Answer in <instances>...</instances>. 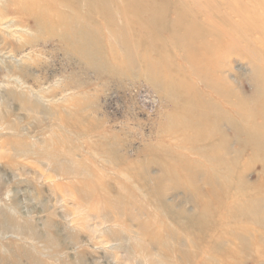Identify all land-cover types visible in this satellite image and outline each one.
Masks as SVG:
<instances>
[{
  "label": "rangeland",
  "instance_id": "obj_1",
  "mask_svg": "<svg viewBox=\"0 0 264 264\" xmlns=\"http://www.w3.org/2000/svg\"><path fill=\"white\" fill-rule=\"evenodd\" d=\"M37 1L0 0V264H264V0Z\"/></svg>",
  "mask_w": 264,
  "mask_h": 264
},
{
  "label": "bare ground",
  "instance_id": "obj_2",
  "mask_svg": "<svg viewBox=\"0 0 264 264\" xmlns=\"http://www.w3.org/2000/svg\"><path fill=\"white\" fill-rule=\"evenodd\" d=\"M53 3H55V0H38V1H37V4L34 5L33 8H31L30 10H29V8H28L26 5H24V4L19 5L17 9H18L20 15H22V16H24V17H25V15H28V16H29L28 19L32 20L33 27L39 29V28H41L42 25H43V23L41 22V20H42L43 18H46V17L49 18L50 16H49L48 14H49L50 12L52 13V12L55 11L56 7L52 6ZM39 5H41V6L44 8V12H42L40 15L37 13V9H36ZM47 5L49 6V11L47 10ZM17 9H16V10H17ZM192 13H193V12H192ZM26 17H27V16H26ZM23 31H26V30L23 29ZM198 38H200V37H198ZM194 39H197V37H195ZM201 39H202V37H201ZM189 43H190V42H189ZM204 48H206V47H204ZM189 54H190V53H189ZM198 55H199L202 59L205 60V59H206V55H207L206 49H204V51H200ZM191 56H192V55H191ZM206 61H207V59H206ZM207 62H208V61H207ZM207 64H208V68H207V70H214L215 66H212V67L210 68V63H207ZM205 68H206V67H205ZM204 72H206V70H205ZM204 72H201V71H200L199 73L203 75ZM207 72H208V71H207ZM213 73L216 74V70L213 71Z\"/></svg>",
  "mask_w": 264,
  "mask_h": 264
}]
</instances>
